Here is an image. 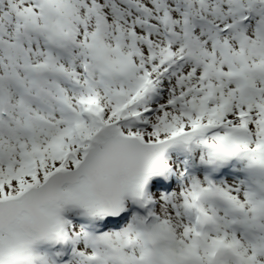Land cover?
Here are the masks:
<instances>
[{
    "label": "snow or ice",
    "instance_id": "1",
    "mask_svg": "<svg viewBox=\"0 0 264 264\" xmlns=\"http://www.w3.org/2000/svg\"><path fill=\"white\" fill-rule=\"evenodd\" d=\"M0 264H264V0H0Z\"/></svg>",
    "mask_w": 264,
    "mask_h": 264
}]
</instances>
